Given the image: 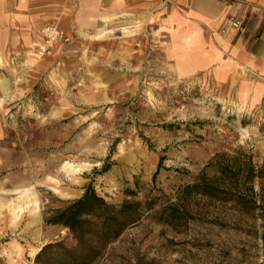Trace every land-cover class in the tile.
<instances>
[{"label":"rangeland","instance_id":"374dc122","mask_svg":"<svg viewBox=\"0 0 264 264\" xmlns=\"http://www.w3.org/2000/svg\"><path fill=\"white\" fill-rule=\"evenodd\" d=\"M127 43L114 44L109 71L74 38L0 70V264H35L42 246L71 243L44 219L87 184L110 203L154 205L91 264H264L262 208L181 199L197 174H213L216 156L241 150L264 165V104L246 109L201 82L176 81L155 48L128 57ZM253 188L262 203L258 179ZM173 205L188 216L165 222Z\"/></svg>","mask_w":264,"mask_h":264},{"label":"crops","instance_id":"0c3cea01","mask_svg":"<svg viewBox=\"0 0 264 264\" xmlns=\"http://www.w3.org/2000/svg\"><path fill=\"white\" fill-rule=\"evenodd\" d=\"M49 24L98 69H111L114 44L126 39L128 57L151 46L176 81L201 82L246 109L264 104V0H0V70L12 57L29 63Z\"/></svg>","mask_w":264,"mask_h":264},{"label":"trees","instance_id":"16d2710c","mask_svg":"<svg viewBox=\"0 0 264 264\" xmlns=\"http://www.w3.org/2000/svg\"><path fill=\"white\" fill-rule=\"evenodd\" d=\"M209 166L213 169V174L208 176L203 171L197 174L193 182L181 190V199L200 195L232 203L246 212L254 211L255 208L264 210V165L256 168L252 164L251 155L239 150L234 156L214 157L208 163ZM109 168L110 164H104L98 173H104ZM256 179L262 190L260 204L257 203L253 188ZM129 194L133 195L134 192ZM153 208L151 202L110 203L96 193L92 184H87L80 197L61 201L44 219L46 225L66 229L71 243L56 241L42 246L36 253L34 262L91 264L125 229L138 222L145 212ZM180 216H188L185 207H171L165 222Z\"/></svg>","mask_w":264,"mask_h":264},{"label":"built area","instance_id":"2783aa9c","mask_svg":"<svg viewBox=\"0 0 264 264\" xmlns=\"http://www.w3.org/2000/svg\"><path fill=\"white\" fill-rule=\"evenodd\" d=\"M69 41L70 38L57 25H46L40 30V42L36 46L37 54L50 55L57 44H66Z\"/></svg>","mask_w":264,"mask_h":264}]
</instances>
